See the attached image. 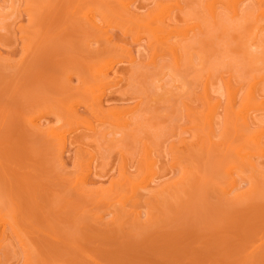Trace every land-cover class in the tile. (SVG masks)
I'll return each mask as SVG.
<instances>
[{
	"label": "rangeland",
	"instance_id": "obj_1",
	"mask_svg": "<svg viewBox=\"0 0 264 264\" xmlns=\"http://www.w3.org/2000/svg\"><path fill=\"white\" fill-rule=\"evenodd\" d=\"M32 1L0 0V216L14 215L22 228L20 238L0 241V264H264V183L246 172L225 196L222 180L241 167L234 152L245 138L235 135L226 81L243 86L264 75V51L254 55L245 37L255 36V15H241L261 16L264 1L242 0L241 17L220 6L214 20L208 0L128 1L139 20L116 17L119 0ZM164 8L178 26L169 44L184 43L178 30L201 26L178 65L144 26ZM90 11L104 35L86 26ZM106 44L115 55L108 76L121 77L96 100L87 89L107 63ZM208 79L220 102L217 149L198 127ZM256 115L254 131L264 128V110ZM34 116L43 130L65 132V145L33 133ZM260 146L247 159L264 171V134ZM148 150L156 186L176 182L158 197L154 183L135 192L131 183L146 173Z\"/></svg>",
	"mask_w": 264,
	"mask_h": 264
},
{
	"label": "bare ground",
	"instance_id": "obj_2",
	"mask_svg": "<svg viewBox=\"0 0 264 264\" xmlns=\"http://www.w3.org/2000/svg\"><path fill=\"white\" fill-rule=\"evenodd\" d=\"M35 1H32V2H35ZM98 1L102 2L103 0H98ZM113 1H117V0H113ZM119 1L122 4L121 5L122 6L121 7V13L116 15V17H119L123 20L130 19L131 17L132 18L134 17L137 20H139V17L136 14H134L136 12L133 13L130 11V8L128 9L129 3H127V2L130 0H119ZM262 1H264V0H259L260 3ZM245 2H246V0H245ZM240 3L243 4L244 1L242 2V0H208L206 2L205 10L207 11L208 15L213 20L217 18L218 9L220 6L221 7L224 6L225 8L230 10L234 14L235 17H238L241 15L240 12L243 11L242 9H240V5H241ZM28 8L30 9L29 6H28ZM258 9L260 10L259 7H258ZM246 11L247 10H245V13L242 12L241 16H242V18L244 17L243 19L247 22H249L252 19L253 15H255V22L250 23V24H252V27L254 26V29L253 28L252 29L255 30V36L253 38H251L249 36H245V37L247 39L246 41L250 42V46L255 45L254 50H253V54L256 55V54L260 53L261 51H264V47L262 46V48H261V45L259 43L260 39L258 38L259 35L262 34L261 31H263V30H261L262 29L261 25H259V23H258L259 22L258 19L260 17L264 16V14H261V16L258 15L261 12V10H260V12L257 11L258 14H253L254 12H252L251 14L250 13L247 14ZM93 12L94 11L88 12L87 15L83 18V20L85 21V24L89 30H91V31L93 30L96 33L98 32V33H101L104 35L105 34L104 29H103V27H101L96 22ZM0 15H1V13H0ZM107 16L108 15L105 14V17H107ZM19 26H21V25H19ZM144 26H145V29H147V32L149 33L152 42L154 44H157L161 47L168 49L173 54V56L175 57L177 65L183 59V52L187 51V49H189L191 46H192L191 47V49H192L194 46L193 42H196V40L194 38L193 39L189 38V37H191L189 33L192 31L194 34L193 36H196L197 35L196 30L201 29L200 25H194V26L188 27V29H185V30H181V31L178 30L179 32H181L182 38L184 39L183 40L184 43L179 45V46L169 44L168 43L169 35L173 31H176L173 29H177L178 26L170 21L169 13H168V10L166 8H164L159 14H157L155 16H150L148 18V20L144 21ZM20 28H23V27H20ZM24 30H26V29H24ZM101 34H99V35H101ZM188 39H190V41L192 43L189 44ZM106 46L109 48L108 44H106ZM180 46H181V48H180ZM108 50H107V52H109V53L107 54V56L105 58V59H107L106 65L104 67L103 66L99 67L96 70H94V72H92L94 84L87 89V91H89V93H92V96H94V99H96V100L100 99V96H101V95H99L100 91H102V89L105 88V86L110 84V82H112V81H115V82L118 81L115 79L116 77L117 78L121 77V76L115 74V72H114L113 75L115 77H114V80L111 81L110 79L112 78V76H111V78L109 77L110 75L108 76V73L110 71L108 73H107V71L112 65L111 63L113 62L112 61L114 59L113 57H115V55L112 52L110 53V48ZM257 50H260V52H258ZM121 51H122V49H121ZM126 52L123 51V53H126ZM171 53H170V55L172 56ZM113 64L116 65L115 63H113ZM112 70H113V68H112ZM116 71H117V69H116ZM110 73H112V72H110ZM196 79H198V78H196ZM122 80H124V79L122 78ZM112 83H114V82H112ZM209 85H210V80L208 79V80H206V83L204 85V97H205V100L207 103V112L204 115H199V117L202 116L201 118H203V121L201 124L198 125V127L202 131V133L207 137L208 141L210 142V146L214 147L217 143L215 140V136H216L215 135V133H216L215 126H216V118L219 115L218 108H219L220 102L219 101L214 102L213 99H211L212 97H211L210 92H209ZM226 85H227V89H226L227 104H228V107L230 109L231 121L235 127V131H234L235 135H242L245 138L242 140L241 144L239 145V147L234 152L236 159L240 160L241 167L227 168L224 171V173L222 174L223 183L226 185V187L224 188L225 189L224 190L225 196L227 195L228 190H235V189H238L240 187V181L242 179L248 177V176H246V172L250 173L249 177L252 180L261 181L264 183V171L259 170L255 166V164L253 162H251L252 160L247 159L248 155L246 152V150H256V151H260L263 153V149L260 146V142H261V138L264 134V131H263L264 128H260V129L254 131V129H252V127L255 126L256 124H260V121L257 118L256 112L264 110V101H258V97L260 95L264 94V75L263 76H261V75L260 76L259 75L251 76L250 78H248L245 81V84L243 86L234 85L232 83V79H228L226 81ZM92 96H91V98H92ZM89 102H91V107H92V105L94 103H92V100H90ZM94 105H96V104H94ZM94 105H93V107H94ZM98 105H100V103ZM96 107H97V105H96ZM114 110H115V108H114ZM71 115H72V112L70 111V117H71ZM36 117L35 116L32 117V119H30V121L28 122L29 127L28 126L27 127L29 129H31L32 131L33 130L34 131L37 130L38 132L41 131V133L45 134L49 139L45 135H43V134L41 135V133L39 132L40 135L43 138L48 139L49 142H55L54 144H56L57 140L63 144L65 143L64 140L65 141L67 140V139H64L65 134H63V133H65V132L61 133L60 130L56 129V128H50V129L48 128V130L47 129L43 130L41 128L42 126H40L39 123H37ZM40 129H42L43 131ZM34 131H33V133H34ZM132 131H134V130H132ZM132 131L130 130V132H132ZM131 134L132 133H130V135ZM54 144H52V145L55 146ZM59 145L57 144L56 150L58 147H62V144L60 146ZM78 145L79 144H77L75 146H78ZM216 147H218V145L215 146V149H217ZM59 149H62V148H59ZM215 149L213 148V151ZM211 150L212 149L210 147V151ZM59 152H60V150H59ZM148 152H149V150H148ZM148 154H149V157L147 156V158H146V160H147V171H146V173L141 175V177L144 176L145 174H147V175L144 176V178H141V177L138 178L141 180H136L137 178L135 179V181L131 180V183L133 184L134 192L137 189H139V187H141L144 190H147L149 188V186H151L153 183L155 184L154 181H155L156 177L154 178L153 177L154 173H152L154 170L153 167L155 165V162L152 160V158H150V152ZM246 169H248V170H246ZM150 176H152L151 178L152 179L154 178V179L152 180L151 178H148ZM86 178H87V176H85V175H82L81 177L78 178V182H79V179H82L81 183H78V185L85 192H86V190L88 191L90 189V188H87V186H89L88 185L89 183H87ZM175 183H176L175 181H172V182H168V183L165 182L164 184L160 183V184H158V186H156V184H155L156 189L150 191V192H152L151 196L152 197H158L161 194H166V193L170 192V189L173 187V185ZM234 197H235V199L237 197H240V193L239 192L236 193ZM8 216L5 214L0 216V241H1L2 247L7 243V241L9 242V240L12 238L11 235L17 236V238H18L20 236L19 234L22 233V231H21L22 228L18 224L15 216L14 215H13L14 217L13 216L8 217ZM138 217L139 216L135 215V218H134L135 221H138V219H139ZM21 240L23 241L22 238H21ZM259 240H261V239H259ZM23 244H25V243H23ZM2 247H1V249H2Z\"/></svg>",
	"mask_w": 264,
	"mask_h": 264
}]
</instances>
